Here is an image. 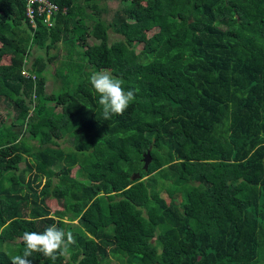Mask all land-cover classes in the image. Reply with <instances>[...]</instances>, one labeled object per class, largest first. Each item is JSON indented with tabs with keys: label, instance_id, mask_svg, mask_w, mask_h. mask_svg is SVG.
Returning a JSON list of instances; mask_svg holds the SVG:
<instances>
[{
	"label": "trees",
	"instance_id": "1",
	"mask_svg": "<svg viewBox=\"0 0 264 264\" xmlns=\"http://www.w3.org/2000/svg\"><path fill=\"white\" fill-rule=\"evenodd\" d=\"M47 1L0 0V264L53 223L55 264H264V0ZM101 70L138 90L107 121Z\"/></svg>",
	"mask_w": 264,
	"mask_h": 264
},
{
	"label": "clouds",
	"instance_id": "2",
	"mask_svg": "<svg viewBox=\"0 0 264 264\" xmlns=\"http://www.w3.org/2000/svg\"><path fill=\"white\" fill-rule=\"evenodd\" d=\"M89 82L98 94V104L102 106L103 118L110 120L113 115L122 116L130 104L135 100L136 89L125 90L123 81L107 70L96 71L89 77ZM24 245L22 254L12 257L11 264H32L29 259L34 253H40L55 264L59 257L69 255L70 247L76 240L71 231L57 227L55 223L43 232L23 233Z\"/></svg>",
	"mask_w": 264,
	"mask_h": 264
},
{
	"label": "rangeland",
	"instance_id": "3",
	"mask_svg": "<svg viewBox=\"0 0 264 264\" xmlns=\"http://www.w3.org/2000/svg\"><path fill=\"white\" fill-rule=\"evenodd\" d=\"M123 5L124 4H119L115 1L105 2V6L109 9V12L107 11V14H104L103 18L108 19L114 10L119 9V7H121ZM48 21L49 20L47 18H44V22H48ZM108 37H109L108 38L109 42L117 40V37H115L113 34L109 33ZM58 48H60V45L58 46ZM49 53L55 54L56 50L51 49ZM31 54L33 55L34 52L32 51ZM62 54H63V52H61V55ZM60 59H61V57L54 59V61L47 67V73L48 74L46 75V84H45V92L46 93L51 92L56 87L55 84H57L59 82V79L54 76V69L58 66ZM28 60L31 61V57H29L27 59L26 65H28ZM13 115H14V112L12 111V109L7 107L5 105V102L0 99V122H4L5 124L9 123ZM32 144H34V143L32 142ZM66 145H68V144L67 143H61V146H66ZM19 166L21 167L22 164H20ZM48 203L50 204L49 211L51 213L53 210L58 209V206L54 203V201L52 202V200H51ZM64 258L68 259L67 256ZM107 264H118V263L115 260H113L112 258H108Z\"/></svg>",
	"mask_w": 264,
	"mask_h": 264
},
{
	"label": "built area",
	"instance_id": "4",
	"mask_svg": "<svg viewBox=\"0 0 264 264\" xmlns=\"http://www.w3.org/2000/svg\"><path fill=\"white\" fill-rule=\"evenodd\" d=\"M55 10L56 7L47 0H26L24 11L25 16L26 18H28V20H33L34 12H36L37 14L44 13V18L50 20V15ZM46 23H49V21Z\"/></svg>",
	"mask_w": 264,
	"mask_h": 264
},
{
	"label": "water",
	"instance_id": "5",
	"mask_svg": "<svg viewBox=\"0 0 264 264\" xmlns=\"http://www.w3.org/2000/svg\"><path fill=\"white\" fill-rule=\"evenodd\" d=\"M142 168H143V170L145 171L146 169H147V166H148V164H149V162H150V157H149V153H148V151H146L143 155H142ZM138 178V174H133L131 177H130V179L132 180V181H134L135 179H137Z\"/></svg>",
	"mask_w": 264,
	"mask_h": 264
}]
</instances>
